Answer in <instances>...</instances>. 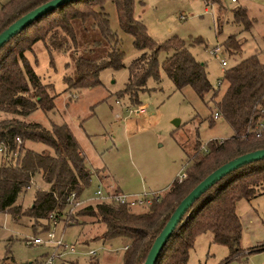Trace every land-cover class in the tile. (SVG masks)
<instances>
[{
  "label": "trees",
  "instance_id": "1",
  "mask_svg": "<svg viewBox=\"0 0 264 264\" xmlns=\"http://www.w3.org/2000/svg\"><path fill=\"white\" fill-rule=\"evenodd\" d=\"M46 1L10 0L5 3L0 10V32ZM113 1L122 29L134 36L136 47L142 50L128 65L129 78L123 92L138 100L140 91L148 88L150 77L160 80L162 66L178 89L190 86L207 104L214 103L206 117L210 124L216 121L214 114L218 111L234 131L224 139L212 138L205 144L198 141L191 163L186 167V177L182 180L176 177L165 193L154 197L144 211L131 210L126 203L98 202L87 204L72 214L73 218L78 214L99 218L105 225L104 240L118 236L129 239L120 264H143L176 206L198 182L229 159L264 147V129L260 134L248 131L253 118V125L258 118H264V62L258 54L244 57L227 66L223 83L214 85L206 62L199 60L191 50V45L204 40L202 37L188 42L174 34L164 42H157L143 19L136 15V0ZM105 2H66L33 21L0 48V111L6 114L0 118V140L11 150H18L15 160L4 158L0 163V211L10 212L15 219L21 215L36 220L49 219L52 213L61 218L68 196L72 192L81 195L91 184L93 171L69 124L52 122L51 127H47L25 118L38 108L52 109L57 96L53 92L54 84L44 82L36 71L28 51L38 41H43L51 56L55 52L68 53L71 60L67 64H73V71L64 77L69 89L99 84L102 69L125 66L122 39L111 26ZM232 9L234 22L250 28L252 21L247 7L237 5ZM242 42L236 34H230L223 40V46L226 51L237 53ZM161 50L168 52L162 63L159 60ZM25 140L42 141L53 150L38 151L27 147ZM38 173L48 187L37 189L33 204L22 210L17 203L18 197ZM262 193L264 158L247 162L225 174L186 211L156 264H186L196 237L205 231L213 233L214 241L230 247V254L221 264L239 258L245 248L241 245L243 222L236 209L237 201ZM263 247L264 244L253 246L248 253ZM89 264H100V260L91 259Z\"/></svg>",
  "mask_w": 264,
  "mask_h": 264
},
{
  "label": "rangeland",
  "instance_id": "2",
  "mask_svg": "<svg viewBox=\"0 0 264 264\" xmlns=\"http://www.w3.org/2000/svg\"><path fill=\"white\" fill-rule=\"evenodd\" d=\"M8 1L0 0V10ZM237 5L247 7L252 21L250 28L234 22L232 8ZM105 6L112 28L122 39L125 66L102 69L97 85L69 89L64 77L73 71V64H67L71 56L63 52L51 56L44 42L38 41L28 55L42 80L54 84L57 96L52 109L38 108L25 118L47 127L52 122L69 124L93 171L91 184L81 197L94 195L101 186L126 192L156 190L163 194L190 165L198 141L205 144L212 138L224 139L234 131L222 117L210 124L206 117L214 103L207 104L190 86L178 89L162 66L160 80L150 77L148 88L140 91L138 100L123 92L129 78L128 65L142 50L136 47L134 36L122 29L115 2L106 0ZM135 13L157 42H164L174 34L188 42L202 37L204 40L191 45V50L206 62L214 85L223 76L222 58L231 65L258 54L264 62V0H136ZM230 34L243 41L237 53H230L223 46V40ZM217 45L221 50L215 54L211 50ZM167 55L166 50L159 52L161 63ZM138 104H145L146 110L129 111V107ZM5 115L0 111V118ZM175 118H180L179 125ZM25 145L38 151L53 150L42 141L25 140ZM3 159L0 153V163ZM47 187L48 183L38 173L30 187L20 193L17 203L27 210L33 204L36 190ZM98 202L100 198H93L82 207ZM148 206L139 204L131 206V210L144 211ZM236 209L243 222L241 245L245 249L239 258L226 264H264V247L248 253L251 247L264 244V193L251 199L240 198ZM62 217L55 228L58 232L64 230L65 240L75 243L77 250L52 264H89L91 259H99L100 264L122 262L127 237L104 240L105 225L95 216L78 214L68 219L63 214ZM50 227L52 223L46 218L36 220L21 215L15 219L10 212L0 211V264H44L50 244H29L26 238L46 236ZM91 248L97 250L96 255L89 253ZM230 252L228 245L214 241L213 233L205 231L196 237L186 264H221Z\"/></svg>",
  "mask_w": 264,
  "mask_h": 264
},
{
  "label": "built area",
  "instance_id": "3",
  "mask_svg": "<svg viewBox=\"0 0 264 264\" xmlns=\"http://www.w3.org/2000/svg\"><path fill=\"white\" fill-rule=\"evenodd\" d=\"M236 1V0H233ZM221 50V47L219 45L212 48V52L215 54H218V52ZM222 65L225 66V68L228 65V60L226 58H222L221 60ZM223 83V78L218 79V83L216 85H221ZM145 107L142 105H137L136 109L139 111H144ZM214 117L216 119L220 118L221 115L218 111H215ZM255 118H253L250 122V126L248 127V131H256L257 134H260L261 131L264 129V118H258L253 125ZM17 140L19 142L22 141L20 137H17ZM0 153L4 155V158L8 160H15L16 156L18 154V150H11L8 146V144L4 140H0ZM187 175L186 168L184 171L180 172L178 174L177 178L179 180H182ZM159 191H152V192H126L124 190H110V189H104L102 186L99 187L94 195L88 196V197H81V195H78L76 192H72L68 196V203L65 210V217L71 218L72 214L78 210L85 201L91 200L93 198H100V202H108V203H114V204H120V203H126L129 206H135L139 204H150L154 197L159 196ZM90 204V203H88ZM87 205V204H86ZM63 218V217H62ZM58 218L55 213H52L50 215V222L52 223V227H50L47 231L46 236L37 235L34 237L26 238V241L29 244H35V243H49L51 246V250L49 251L47 258L44 262V264H52L57 258L63 257L67 253H72L77 250L75 243H69L65 240L64 237V230L61 232H58L55 228L58 222L62 219ZM128 244L125 245L124 248H126ZM89 253L93 256L97 254V250L91 248L89 250Z\"/></svg>",
  "mask_w": 264,
  "mask_h": 264
},
{
  "label": "water",
  "instance_id": "4",
  "mask_svg": "<svg viewBox=\"0 0 264 264\" xmlns=\"http://www.w3.org/2000/svg\"><path fill=\"white\" fill-rule=\"evenodd\" d=\"M69 1L71 0H48L21 15L0 32V48L12 36L22 31L33 21ZM175 122L179 125L180 118H175ZM261 158H264V147L237 155L208 173L181 199L163 229L156 236L143 264H156L164 246L177 228L186 211L204 191L228 172L247 162Z\"/></svg>",
  "mask_w": 264,
  "mask_h": 264
},
{
  "label": "crops",
  "instance_id": "5",
  "mask_svg": "<svg viewBox=\"0 0 264 264\" xmlns=\"http://www.w3.org/2000/svg\"><path fill=\"white\" fill-rule=\"evenodd\" d=\"M139 106L142 105L145 107L144 111L146 110V105L145 104H138ZM136 109V107L132 108V107H129V111L132 112V110ZM172 183V182H171ZM170 186V185H169ZM30 187V186H29ZM122 190V189H121ZM129 242V239L127 238V241H126V244H128Z\"/></svg>",
  "mask_w": 264,
  "mask_h": 264
}]
</instances>
